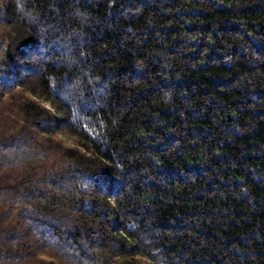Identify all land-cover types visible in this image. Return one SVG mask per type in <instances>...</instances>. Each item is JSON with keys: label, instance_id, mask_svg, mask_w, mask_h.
I'll return each instance as SVG.
<instances>
[{"label": "trees", "instance_id": "1", "mask_svg": "<svg viewBox=\"0 0 264 264\" xmlns=\"http://www.w3.org/2000/svg\"><path fill=\"white\" fill-rule=\"evenodd\" d=\"M0 264H264V0H0Z\"/></svg>", "mask_w": 264, "mask_h": 264}, {"label": "rangeland", "instance_id": "2", "mask_svg": "<svg viewBox=\"0 0 264 264\" xmlns=\"http://www.w3.org/2000/svg\"><path fill=\"white\" fill-rule=\"evenodd\" d=\"M66 139H68V137H65ZM69 140V139H68Z\"/></svg>", "mask_w": 264, "mask_h": 264}]
</instances>
